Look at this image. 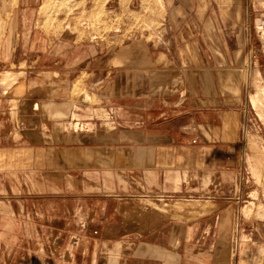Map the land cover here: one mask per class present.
<instances>
[{"label":"rangeland","instance_id":"obj_1","mask_svg":"<svg viewBox=\"0 0 264 264\" xmlns=\"http://www.w3.org/2000/svg\"><path fill=\"white\" fill-rule=\"evenodd\" d=\"M256 22L236 148L206 170L204 192L105 202L103 213L102 199L84 196L77 178L60 184L51 172L27 176L1 165L0 264H137L139 232L152 238L143 246L154 254L151 264H264V36ZM172 41L166 0H0V149L49 139L53 99L55 110L72 108L67 129L90 121L114 130L116 114L106 119L102 110L113 106L97 99L100 83H89L90 61L125 44L168 49ZM38 49L48 53L33 62ZM7 73L27 84L24 93L14 91L15 81L3 84ZM107 220L111 227L97 228ZM123 232L126 244L93 240L105 234L115 242Z\"/></svg>","mask_w":264,"mask_h":264},{"label":"crops","instance_id":"obj_2","mask_svg":"<svg viewBox=\"0 0 264 264\" xmlns=\"http://www.w3.org/2000/svg\"><path fill=\"white\" fill-rule=\"evenodd\" d=\"M166 5L170 48L132 43L91 58L89 83H100L97 99L114 107V130L90 121L83 122L86 127L67 129L64 120L72 108L55 110L59 104L53 99L50 105L43 103L49 105L50 138L0 149V166L26 171L27 176L30 171L51 172L60 184L77 178L83 195L101 198L102 204L183 199L204 192L206 170L231 160L236 148L245 69L250 67L246 58L254 45L253 24L264 15V0H166ZM32 42L29 35L28 48ZM260 47L264 51L262 42ZM37 52L33 62L48 53ZM76 58L70 55L73 62ZM9 82H14V91L27 89L10 74L3 84ZM106 210L103 204L101 211ZM122 221L117 229H124ZM110 225L107 220L97 228ZM136 235L143 254L135 263L151 264L154 254L143 247L152 243L151 236ZM93 240L127 243L124 232L115 242L105 234Z\"/></svg>","mask_w":264,"mask_h":264},{"label":"built area","instance_id":"obj_3","mask_svg":"<svg viewBox=\"0 0 264 264\" xmlns=\"http://www.w3.org/2000/svg\"><path fill=\"white\" fill-rule=\"evenodd\" d=\"M255 30L257 34H259L260 36H264V15L261 16L258 19V22L255 23ZM102 110L106 119L115 118V109L113 107H104Z\"/></svg>","mask_w":264,"mask_h":264},{"label":"bare ground","instance_id":"obj_4","mask_svg":"<svg viewBox=\"0 0 264 264\" xmlns=\"http://www.w3.org/2000/svg\"><path fill=\"white\" fill-rule=\"evenodd\" d=\"M8 78H9V74H8V75H4L3 78H2V82L5 83V81L8 80ZM10 79H11V77H10ZM6 82H7V81H6ZM20 83H21V82H20ZM20 83H19V84H20ZM20 85H21V84H20ZM18 86H19V85H18ZM21 86H22V85H21ZM21 86H20V87H21ZM16 87H17V86H16ZM22 87H23V86H22ZM20 89H22V88H20ZM20 89L17 88V90L22 91V90L24 89V87H23L22 90H20ZM15 90H16V89H15ZM17 90H16V91H17ZM17 92H18V91H17ZM22 92L24 93L25 90L22 91ZM22 92H21V93H22ZM21 93H20V94H21ZM16 94H17V93H16ZM256 102H257V101H256ZM256 102H255V103H256ZM255 103H254V104H255ZM258 103H259V102H258ZM258 103H257V104H258ZM35 107H36V106H35ZM78 124H79V123H76L77 126H78Z\"/></svg>","mask_w":264,"mask_h":264}]
</instances>
